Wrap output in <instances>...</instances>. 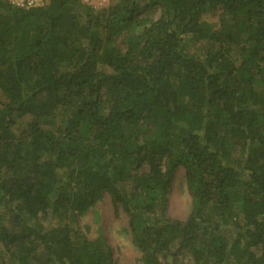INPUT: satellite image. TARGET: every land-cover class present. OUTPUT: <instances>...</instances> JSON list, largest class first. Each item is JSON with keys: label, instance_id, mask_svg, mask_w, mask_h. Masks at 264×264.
I'll return each mask as SVG.
<instances>
[{"label": "trees", "instance_id": "trees-1", "mask_svg": "<svg viewBox=\"0 0 264 264\" xmlns=\"http://www.w3.org/2000/svg\"><path fill=\"white\" fill-rule=\"evenodd\" d=\"M103 194L141 264H264V0H0V262L112 264Z\"/></svg>", "mask_w": 264, "mask_h": 264}, {"label": "rangeland", "instance_id": "rangeland-1", "mask_svg": "<svg viewBox=\"0 0 264 264\" xmlns=\"http://www.w3.org/2000/svg\"><path fill=\"white\" fill-rule=\"evenodd\" d=\"M218 16L219 10L205 13L200 19L217 24ZM189 49L192 51L199 50L194 43L189 45ZM190 209L191 198L185 186L183 169L178 167L173 172L165 213L171 218L184 220ZM55 220L53 216L48 215L42 223L48 227ZM75 224L87 238L95 237L98 230L103 232L111 249L112 264H141L140 252L132 243L127 231V217L120 208L112 205L107 194H103L101 199L85 213L78 215ZM1 254L2 252H0ZM4 257H6L5 254ZM0 264H5V262H0Z\"/></svg>", "mask_w": 264, "mask_h": 264}, {"label": "built area", "instance_id": "built-area-1", "mask_svg": "<svg viewBox=\"0 0 264 264\" xmlns=\"http://www.w3.org/2000/svg\"><path fill=\"white\" fill-rule=\"evenodd\" d=\"M9 3L12 6L28 9L32 7L42 6L47 0H1ZM87 4L92 5L95 8H100L105 6L109 0H83Z\"/></svg>", "mask_w": 264, "mask_h": 264}]
</instances>
